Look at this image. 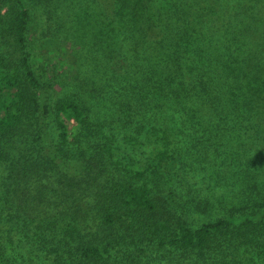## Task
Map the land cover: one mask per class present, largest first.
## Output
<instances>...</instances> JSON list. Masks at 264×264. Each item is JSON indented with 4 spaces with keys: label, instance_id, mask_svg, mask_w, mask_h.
Segmentation results:
<instances>
[{
    "label": "rangeland",
    "instance_id": "obj_1",
    "mask_svg": "<svg viewBox=\"0 0 264 264\" xmlns=\"http://www.w3.org/2000/svg\"><path fill=\"white\" fill-rule=\"evenodd\" d=\"M258 1L25 0L27 34L33 44V54H43L33 57L32 70L39 83L47 86L50 106L69 96L86 110L87 128L70 129L78 142L70 150V157L88 166L79 176L80 186L87 192L76 196L85 201L91 195L90 204H94L99 185L107 181L125 182L133 187L144 184L155 202L161 204L164 211L161 219L169 229H174L177 223L195 229L228 213L264 208V146L257 145V140L244 143L243 122L239 128L226 126L225 118L231 115L228 107L220 109L218 116L211 118V124L203 114L187 109L185 104L173 105L174 113H171L166 97L156 91L163 89L156 83L163 80L162 70L168 71L172 63L171 48L182 46L183 40L191 41L193 33L202 34L209 24L221 29L230 26L235 13L243 16L248 10L249 14H255ZM46 42H50V50H57L65 43L66 47L57 53L64 56L44 52L40 46ZM199 44L205 47L208 41ZM0 53L15 56L1 38ZM45 55L53 65H45ZM156 62L160 73L153 76L151 68ZM147 78L151 88L145 83ZM162 123L171 130L177 156L169 175L157 169L146 152L151 147L146 130ZM45 124L48 141L44 145H55L58 131L51 113ZM24 126L23 135L13 144L11 158L20 164H30L41 151L40 131L34 122ZM137 127L141 128L138 133ZM210 129L216 134L211 139L207 135ZM132 137L136 141L128 144L127 138ZM104 146L112 148V158L103 152ZM116 161L124 168L133 162L147 169L140 179H135L119 164L116 169L113 163ZM3 167H0V185L6 176ZM42 176L49 179H45L46 186L58 180L53 172H42ZM170 190L174 194L173 209L165 204ZM56 198L57 195L46 189L45 205H40L45 207L37 218H27L17 212V217L12 218L15 227L9 222L7 229L6 223L3 224L6 215L1 211L9 203L0 186V248L9 242L8 237L13 241L16 231L24 230L27 224L35 226L40 221L52 220L61 226L63 221L56 212L49 211L52 204H57ZM95 230L88 242L103 236L100 232L98 236ZM46 234L48 239L59 237L57 229ZM258 244L264 241L260 239ZM243 247L225 240L203 251L168 250L167 254L151 257L141 264H264V254L254 247ZM17 252L11 246L10 257L17 258Z\"/></svg>",
    "mask_w": 264,
    "mask_h": 264
},
{
    "label": "trees",
    "instance_id": "obj_2",
    "mask_svg": "<svg viewBox=\"0 0 264 264\" xmlns=\"http://www.w3.org/2000/svg\"><path fill=\"white\" fill-rule=\"evenodd\" d=\"M258 2L255 14H249L248 10L243 16L235 13L230 26L221 29L209 24L202 34L193 33L191 41L183 40L182 46L171 48L172 63L168 71L162 70L163 80L156 83L163 89L156 91L166 97L171 113H174L173 105L185 104L187 109L203 114L208 124L213 116H218L220 109L228 107L231 115L225 118V125L239 128L243 122L244 143L257 140V145L264 146V0ZM2 9L5 11L0 13V38L15 55L11 58L0 53V167L5 165L6 171L0 186L9 203L8 208L1 211L6 215L3 224L6 223L7 229L9 222L14 225L12 218L17 217V212L27 218H37L45 207L40 205H45L46 189L57 195V204H52L49 211L56 212L63 223L59 226L52 220L40 221L16 231V238L12 241L8 237L9 242L0 248V264H113L121 261L141 264L151 257L167 254L168 250L203 251L225 240L241 248L254 247L264 254V244H258L260 239L264 241V208L228 213L195 229L183 223L169 229L161 219L164 215L161 204L155 202L144 184L133 187L125 182L107 181L99 185L94 204H90L91 195L85 201L76 196L87 192L80 186L79 176L88 166L70 157V150L78 143L70 129L87 128L86 110L69 96L50 106L47 86L39 83L32 70L33 57L43 54H33V44L27 34L26 2L2 0L0 11ZM205 41L208 47L199 44ZM48 44L50 42L40 46L48 55H56L66 47L61 43L57 50H50ZM48 55L44 56V63L50 66L53 62ZM156 64L151 68L153 76L160 73ZM145 81L151 88V81L148 78ZM50 113L58 136L55 145L46 146L45 120ZM169 116L171 118L172 114ZM29 122H34L40 131L41 151L34 162L20 164L12 160L11 149ZM135 131L138 133L141 128ZM146 134L151 141L147 157L157 169L169 175L177 163L170 128L163 123L154 124ZM207 135L209 139L216 136L212 129ZM132 141H136L134 137L127 138L128 144ZM102 150L112 158V148L104 146ZM113 163L116 169H119L118 164L123 167L119 161ZM123 169L140 179L147 166L130 162ZM46 171L53 172L58 179L49 186L45 180L48 178L40 177V173ZM173 196L170 190L165 202L168 209L175 207ZM53 229H57L59 235L56 240L46 237V232ZM94 230L103 236L88 242ZM11 246L18 250L17 258L10 257Z\"/></svg>",
    "mask_w": 264,
    "mask_h": 264
}]
</instances>
